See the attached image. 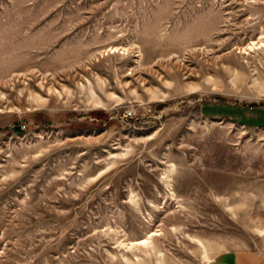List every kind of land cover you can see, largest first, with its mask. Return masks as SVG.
Listing matches in <instances>:
<instances>
[{
	"label": "rangeland",
	"instance_id": "rangeland-1",
	"mask_svg": "<svg viewBox=\"0 0 264 264\" xmlns=\"http://www.w3.org/2000/svg\"><path fill=\"white\" fill-rule=\"evenodd\" d=\"M225 252L264 260V0H0V264Z\"/></svg>",
	"mask_w": 264,
	"mask_h": 264
},
{
	"label": "crops",
	"instance_id": "crops-1",
	"mask_svg": "<svg viewBox=\"0 0 264 264\" xmlns=\"http://www.w3.org/2000/svg\"><path fill=\"white\" fill-rule=\"evenodd\" d=\"M209 264H264V260L250 252H225L211 260Z\"/></svg>",
	"mask_w": 264,
	"mask_h": 264
},
{
	"label": "bare ground",
	"instance_id": "bare-ground-1",
	"mask_svg": "<svg viewBox=\"0 0 264 264\" xmlns=\"http://www.w3.org/2000/svg\"><path fill=\"white\" fill-rule=\"evenodd\" d=\"M151 237L152 236H149V237H147L145 239L138 240V241H136V243L139 244V245H147V244H149L151 242Z\"/></svg>",
	"mask_w": 264,
	"mask_h": 264
}]
</instances>
